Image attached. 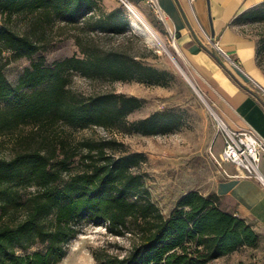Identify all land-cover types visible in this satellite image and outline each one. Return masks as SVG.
Wrapping results in <instances>:
<instances>
[{"label": "trees", "instance_id": "16d2710c", "mask_svg": "<svg viewBox=\"0 0 264 264\" xmlns=\"http://www.w3.org/2000/svg\"><path fill=\"white\" fill-rule=\"evenodd\" d=\"M102 1L0 0V134L21 126L53 132L60 126L66 132L65 126L98 125L151 135L181 126L172 110L130 122L127 117L144 106V98L114 91L84 96L68 86L74 71L89 78L169 84L168 70L100 45L101 33H123L130 24L122 6L107 10ZM260 6L244 15L263 19ZM22 19L25 28H17ZM57 24L89 30L97 37L74 34L82 56L52 65L32 61L16 82L10 81L3 52L20 58L47 49L50 28ZM47 138L10 158L0 155V264H57L85 216L134 238L127 255L108 256L106 264H207L243 247H258L254 228L222 209L214 194L184 192L164 214L151 199L143 176L133 170L145 159L142 152L109 151L107 140L85 139L73 146L61 133ZM77 158L81 168L74 166ZM30 186L37 189L22 193ZM38 242L44 248L30 252Z\"/></svg>", "mask_w": 264, "mask_h": 264}, {"label": "rangeland", "instance_id": "374dc122", "mask_svg": "<svg viewBox=\"0 0 264 264\" xmlns=\"http://www.w3.org/2000/svg\"><path fill=\"white\" fill-rule=\"evenodd\" d=\"M130 1L160 34L184 72L166 51L149 43L142 33L132 26L129 11L123 0H103L102 3L107 10L122 6L130 24L123 33H101L98 36L100 45L127 51L145 63L168 70L171 73L169 84L163 86L136 80L89 78L74 71L70 74L68 86L75 93L84 96L114 91L144 98V106L127 117L130 122L146 117L154 111L172 110L180 116L181 126L169 133L151 135L121 132L98 125L77 128L65 126L66 132H63L64 129L60 126L55 127V132L38 129L36 126H21L0 134V155L10 158L17 150L35 147L41 144L43 139L53 138L57 133L65 135L73 146L85 139L107 140L109 151L142 152L145 159L134 166L133 170L143 176L151 199L164 214L168 215L183 192L198 190L205 193L217 180L220 172L227 174L225 162L221 158L223 138L219 132L217 119L212 114L211 108L216 111L213 102L197 81L194 67L192 65L191 67L184 55L175 49L174 38L162 27V18L158 10L151 7L146 0ZM259 8L264 13V4ZM248 11L240 14L236 23L243 34L256 40L257 61L264 72V18L253 20L244 15ZM18 23L17 28H25V19ZM74 34L82 38L91 35L97 37L89 30L82 31L72 26L57 24L50 28L47 49L31 57L20 58H17L12 51H4L2 56L7 78L16 82L32 61L42 60L45 64L52 65L55 61L68 56H82ZM145 44L148 49L145 48ZM220 54L224 56L221 52ZM253 85L264 98V84L258 85L253 81ZM80 165L77 158L74 166L81 168ZM64 175L68 176L69 173L65 172ZM36 189V186H30L21 191L29 194ZM16 216L18 217L19 214ZM79 227L80 232L66 245V255L57 264H71L70 262L79 259H88L90 264H106L105 260L108 256L122 257L132 249L133 236L129 232L125 234L112 232L106 221L85 216L80 220ZM43 248L44 245L38 242L29 251L34 252ZM21 252L25 251L21 250ZM207 264H264V243L256 248L243 247Z\"/></svg>", "mask_w": 264, "mask_h": 264}, {"label": "crops", "instance_id": "0c3cea01", "mask_svg": "<svg viewBox=\"0 0 264 264\" xmlns=\"http://www.w3.org/2000/svg\"><path fill=\"white\" fill-rule=\"evenodd\" d=\"M157 4L164 17L162 27L175 33L182 54L194 67L196 79L216 111L232 128L252 127L264 138V98L253 85V81L264 84V72L257 61L256 40L243 34L236 23L240 14L264 0H157ZM223 162L227 174L220 172L207 192L201 193L214 194L222 209L250 224L261 246L264 186L235 164ZM259 165L264 175V155Z\"/></svg>", "mask_w": 264, "mask_h": 264}, {"label": "built area", "instance_id": "2783aa9c", "mask_svg": "<svg viewBox=\"0 0 264 264\" xmlns=\"http://www.w3.org/2000/svg\"><path fill=\"white\" fill-rule=\"evenodd\" d=\"M146 1L151 7L158 10L161 18H164L158 8L157 0ZM170 34L176 39L175 33L171 31ZM215 47L227 56L218 44H215ZM216 114V116L213 115L217 119L219 132L223 138L222 160L235 164L241 171H244L245 175L256 178L264 186V175L259 165L260 159L264 155V138L252 127L234 129L218 112Z\"/></svg>", "mask_w": 264, "mask_h": 264}, {"label": "bare ground", "instance_id": "6f19581e", "mask_svg": "<svg viewBox=\"0 0 264 264\" xmlns=\"http://www.w3.org/2000/svg\"><path fill=\"white\" fill-rule=\"evenodd\" d=\"M127 6V9L129 11L130 17H131V23L132 26L137 29L138 31H140V33H142V35L149 41V43H153L155 46L163 49L164 51H166L171 57L172 59L178 63V61L176 60V58L174 57V55L172 54V52L167 48L164 40L162 39V37L160 36V34L154 29V27L149 23V21L143 16V14L140 12V10L138 9V7H136L133 3H131L130 0H124ZM174 47L175 49L182 54L181 48L179 46V44L177 43L176 39L174 38ZM187 76V75H186ZM187 78L189 79V81L194 85V83L192 82V80L187 76ZM259 85V84H258ZM261 86V85H260ZM262 87V86H261ZM212 112L213 114L216 116V112L213 108ZM71 264H90V261L88 259L85 260H76L73 262H70Z\"/></svg>", "mask_w": 264, "mask_h": 264}, {"label": "water", "instance_id": "95a60500", "mask_svg": "<svg viewBox=\"0 0 264 264\" xmlns=\"http://www.w3.org/2000/svg\"><path fill=\"white\" fill-rule=\"evenodd\" d=\"M177 65L179 66V68H181V66L177 63ZM181 70L183 71V69L181 68ZM184 72V71H183ZM184 74H186V73H184Z\"/></svg>", "mask_w": 264, "mask_h": 264}]
</instances>
